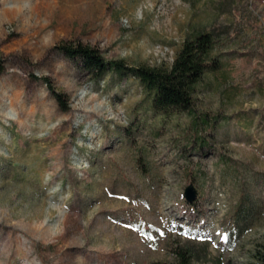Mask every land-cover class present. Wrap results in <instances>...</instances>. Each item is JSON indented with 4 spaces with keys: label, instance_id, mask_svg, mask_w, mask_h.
<instances>
[{
    "label": "rangeland",
    "instance_id": "1",
    "mask_svg": "<svg viewBox=\"0 0 264 264\" xmlns=\"http://www.w3.org/2000/svg\"><path fill=\"white\" fill-rule=\"evenodd\" d=\"M199 32L222 65L192 114L57 49L169 65ZM263 245L264 0H0V264H258Z\"/></svg>",
    "mask_w": 264,
    "mask_h": 264
},
{
    "label": "trees",
    "instance_id": "2",
    "mask_svg": "<svg viewBox=\"0 0 264 264\" xmlns=\"http://www.w3.org/2000/svg\"><path fill=\"white\" fill-rule=\"evenodd\" d=\"M220 40V34L215 32L196 33L182 42L169 65L156 66H131L122 59L109 60L98 49L81 43L63 44L57 49L92 80H102L109 73H115L119 78L133 77L151 97L152 109L168 116L173 112L193 113V95L197 84L206 73H214L221 68L220 57L214 55ZM44 82L61 110L66 111L65 95L56 92L47 79ZM201 123L206 124V120ZM193 258L191 250H178L172 264H192ZM258 258V264H264V245Z\"/></svg>",
    "mask_w": 264,
    "mask_h": 264
},
{
    "label": "water",
    "instance_id": "3",
    "mask_svg": "<svg viewBox=\"0 0 264 264\" xmlns=\"http://www.w3.org/2000/svg\"><path fill=\"white\" fill-rule=\"evenodd\" d=\"M184 197H185V200L189 203H191L196 195H195V192L193 190V187L192 186H188L185 191H184Z\"/></svg>",
    "mask_w": 264,
    "mask_h": 264
}]
</instances>
